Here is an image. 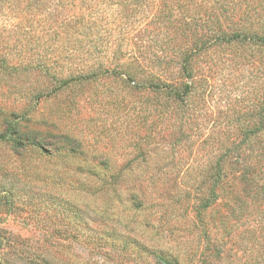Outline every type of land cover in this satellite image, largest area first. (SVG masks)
Masks as SVG:
<instances>
[{
  "label": "rangeland",
  "instance_id": "1",
  "mask_svg": "<svg viewBox=\"0 0 264 264\" xmlns=\"http://www.w3.org/2000/svg\"><path fill=\"white\" fill-rule=\"evenodd\" d=\"M144 32L151 41L137 48L142 70L131 82L107 74L56 89L38 72L0 70V191L12 190L0 192V232L54 264H162L152 251L184 264L200 253L205 264H256L264 228L247 240L236 226L245 216L250 229L264 227L262 190L249 203L247 187L229 183L234 169L214 186L209 251L195 207L207 199L223 154L237 157L226 148L264 141V41L217 42L182 66L177 53L190 45L178 44L179 31L171 28L178 42L167 45L162 34L170 31ZM122 235L146 250L111 245ZM97 237L107 242L91 250L87 241Z\"/></svg>",
  "mask_w": 264,
  "mask_h": 264
},
{
  "label": "trees",
  "instance_id": "2",
  "mask_svg": "<svg viewBox=\"0 0 264 264\" xmlns=\"http://www.w3.org/2000/svg\"><path fill=\"white\" fill-rule=\"evenodd\" d=\"M261 18H264V0H0V70L12 76L38 72L55 80L56 89L76 80L107 74L124 75L131 82L142 70L137 48L151 41L144 39L148 27L170 31L162 34L163 45L171 40L177 43L178 40L171 39V28L174 32L179 31L182 39L178 44L190 45L189 49L177 53L184 66L204 47L217 42L264 41V19L258 22ZM166 58L165 55L161 60ZM107 60H110L109 64H105ZM183 86L188 92L190 86L187 83ZM240 130L245 135L247 129ZM260 132L262 128H256L255 135ZM234 144L226 151H237V157L227 160L223 154L217 173L211 177L212 186L207 190V199L195 207L196 217L202 214L197 220L201 245L208 251L215 239L214 227L206 218V214H210V200L215 195L214 186L234 169L238 174L232 175L229 183L240 185L242 182V188L247 187L248 193L244 196L249 203L258 198L255 193L258 188L264 192V141L240 140ZM0 192L12 196L10 189H1ZM242 202H237L239 217L246 210V206L243 211L240 209ZM75 215L78 216V212ZM250 221L244 216L236 226L237 230L240 228L238 235H242V239L246 236L248 240L254 235L253 230L264 228L253 225L250 229ZM110 238L114 241L111 245L117 242L122 247L133 244L143 251L147 248L136 237ZM24 241L0 232V264H54L46 254L26 249ZM105 242L107 240L102 237L87 241L91 250H101ZM16 245L23 247L25 254L15 251ZM31 252L33 256L29 255ZM150 253L162 264H184L172 254L170 262L166 254ZM192 260L191 264L198 260V264H205L206 256L200 253ZM256 264H264V258Z\"/></svg>",
  "mask_w": 264,
  "mask_h": 264
}]
</instances>
